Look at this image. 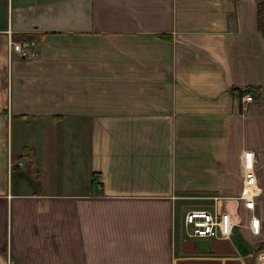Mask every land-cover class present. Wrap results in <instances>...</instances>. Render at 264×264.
<instances>
[{
	"label": "crops",
	"instance_id": "1",
	"mask_svg": "<svg viewBox=\"0 0 264 264\" xmlns=\"http://www.w3.org/2000/svg\"><path fill=\"white\" fill-rule=\"evenodd\" d=\"M10 38L37 56H11ZM246 86L262 92L242 111ZM247 150L261 241L257 0H0V264H264ZM195 208L239 224L190 235Z\"/></svg>",
	"mask_w": 264,
	"mask_h": 264
},
{
	"label": "built area",
	"instance_id": "2",
	"mask_svg": "<svg viewBox=\"0 0 264 264\" xmlns=\"http://www.w3.org/2000/svg\"><path fill=\"white\" fill-rule=\"evenodd\" d=\"M9 53L17 52L19 55L27 58H33L36 55L37 42L32 38L23 40L9 39ZM253 94L249 91L241 95L242 109L248 108V103L254 101ZM19 165H23V160H18ZM244 163V183L240 196L243 204L250 214L249 229L252 235L260 236L263 232V221L256 211V197L261 189L257 183L255 154L253 150H247L243 154ZM244 223V222H243ZM243 223H240L243 225ZM185 224L188 232L193 236H212L221 238H230L233 230L239 224L229 210L226 209H190L185 214ZM245 224V223H244ZM264 252V250H259Z\"/></svg>",
	"mask_w": 264,
	"mask_h": 264
},
{
	"label": "trees",
	"instance_id": "3",
	"mask_svg": "<svg viewBox=\"0 0 264 264\" xmlns=\"http://www.w3.org/2000/svg\"><path fill=\"white\" fill-rule=\"evenodd\" d=\"M257 20H258V26L264 36V0H257ZM23 40V38H22ZM248 91L253 92V95L256 97H259L261 95L262 89L260 86H249L247 88ZM245 89L237 90L236 94L241 97L242 93H244ZM255 250H264V240H261L256 243Z\"/></svg>",
	"mask_w": 264,
	"mask_h": 264
},
{
	"label": "rangeland",
	"instance_id": "4",
	"mask_svg": "<svg viewBox=\"0 0 264 264\" xmlns=\"http://www.w3.org/2000/svg\"><path fill=\"white\" fill-rule=\"evenodd\" d=\"M13 53H14V52H13ZM9 54H10V53H9ZM12 55H13V54H11V56H12ZM36 56H37V48H36V55H35L34 57H36ZM34 57H33V58H34ZM248 236L250 237L251 240H253V241L250 240V242L255 243V245H256V242H259L256 236H254V235H248ZM256 239H257V240H256ZM255 245H254L253 248H255Z\"/></svg>",
	"mask_w": 264,
	"mask_h": 264
},
{
	"label": "water",
	"instance_id": "5",
	"mask_svg": "<svg viewBox=\"0 0 264 264\" xmlns=\"http://www.w3.org/2000/svg\"><path fill=\"white\" fill-rule=\"evenodd\" d=\"M239 246L242 247V249H243L244 252L247 251V248L245 246H243V243L242 242L239 243Z\"/></svg>",
	"mask_w": 264,
	"mask_h": 264
}]
</instances>
